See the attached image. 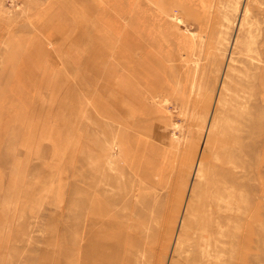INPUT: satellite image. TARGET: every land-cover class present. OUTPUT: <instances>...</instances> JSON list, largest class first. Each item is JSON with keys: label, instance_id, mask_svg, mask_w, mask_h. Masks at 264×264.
Segmentation results:
<instances>
[{"label": "rangeland", "instance_id": "374dc122", "mask_svg": "<svg viewBox=\"0 0 264 264\" xmlns=\"http://www.w3.org/2000/svg\"><path fill=\"white\" fill-rule=\"evenodd\" d=\"M0 264H264V0H0Z\"/></svg>", "mask_w": 264, "mask_h": 264}, {"label": "bare ground", "instance_id": "6f19581e", "mask_svg": "<svg viewBox=\"0 0 264 264\" xmlns=\"http://www.w3.org/2000/svg\"><path fill=\"white\" fill-rule=\"evenodd\" d=\"M184 10H186V9L185 8H180V6L175 5V6L171 7L168 11H166V16L168 18L169 26L170 25H173L174 28H176L179 31V27L178 26L183 21L182 19L184 17V12H183ZM193 24H194V22H193ZM177 30H176V32H177ZM195 31H192L191 30L188 35H185V33L182 32L181 33L182 36H180V37L181 38H185L186 44L188 45V41L189 40H193V38L195 37V35H194V32ZM149 36H150V34L148 32V40H147L148 41V47H151V46H153V44H151ZM197 39H198V37H197ZM149 60L152 63H155V62L157 63L155 56H152V57L147 58V61H149ZM159 65H160V63H159ZM186 66L189 68L188 70L191 73H195L196 67L191 68V65H189V66L186 65ZM228 67H229V65H228ZM142 68H144V66H142ZM174 68H175L174 69V71H175V77L173 79H170L169 76H168V90L170 92H174L175 95H177L178 91L181 90V87H182L183 82H185V80H186L185 77H184V74H183L185 68H183L181 65H177V63L174 65ZM147 76H149V75H147ZM225 91H228V88H227V86H225L224 82L222 81L221 84H220L219 90H218V96L220 95L221 92H225ZM154 96H157V95H154ZM217 102L220 104V99ZM215 117L216 116L213 114V112H211V115H210V118H209V124L215 119ZM208 131H209V125L205 129V135H204V138H203V141H202V144H201V145H203V147L208 144ZM172 138H174V137H172ZM198 158H199V161H198V164L197 165L199 167L200 157H198ZM186 206H187V204L185 203L184 204V209L186 208ZM183 224H184V216L181 215L180 218H179V221H178L179 228H181ZM176 237L178 239V237H179L178 232H176Z\"/></svg>", "mask_w": 264, "mask_h": 264}, {"label": "crops", "instance_id": "0c3cea01", "mask_svg": "<svg viewBox=\"0 0 264 264\" xmlns=\"http://www.w3.org/2000/svg\"><path fill=\"white\" fill-rule=\"evenodd\" d=\"M206 21H204V23H205ZM186 24H189V21L187 22V20L185 21V23H182L181 24V28H184L185 26H186ZM169 27H172V25H170ZM203 27H204V25H203ZM202 27V28H203ZM189 29H191L192 31H195V28L193 27V26H191ZM203 30V29H202ZM173 33L175 34V37L178 39V41H179V43H177L178 44V47H180V50L177 52V53H172V52H168V51H164V55H166L165 56V59H166V57H167V55H168V58H170L171 56L170 55H179V57L181 58V55H183V57H184V55H198V53L196 52V53H190L189 52V50H187L186 48H185V43H186V41H185V38H179V36L176 34V31L174 30L173 31ZM167 37H166V34H165V37H164V39H166ZM171 59V58H170ZM169 59V60H170ZM181 91V90H180Z\"/></svg>", "mask_w": 264, "mask_h": 264}]
</instances>
